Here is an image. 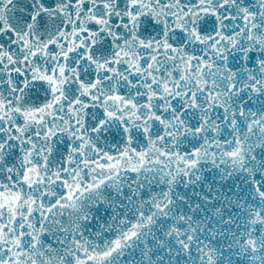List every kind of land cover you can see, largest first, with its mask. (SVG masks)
I'll list each match as a JSON object with an SVG mask.
<instances>
[{
    "label": "snow or ice",
    "instance_id": "1",
    "mask_svg": "<svg viewBox=\"0 0 264 264\" xmlns=\"http://www.w3.org/2000/svg\"><path fill=\"white\" fill-rule=\"evenodd\" d=\"M0 264H264V0H0Z\"/></svg>",
    "mask_w": 264,
    "mask_h": 264
}]
</instances>
